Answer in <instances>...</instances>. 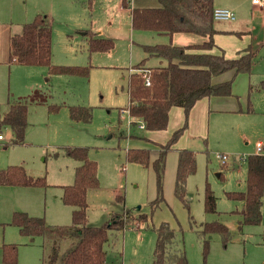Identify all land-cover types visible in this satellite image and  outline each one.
<instances>
[{"label": "rangeland", "instance_id": "1", "mask_svg": "<svg viewBox=\"0 0 264 264\" xmlns=\"http://www.w3.org/2000/svg\"><path fill=\"white\" fill-rule=\"evenodd\" d=\"M212 3L214 8L229 9L236 15L235 22L215 20L214 26L220 31L215 36L220 48L215 51L223 50L228 58H234L240 49L250 45L256 53L252 69L234 78L232 91L238 111L213 114L210 136L189 137L184 143L197 154L196 173L187 181L188 206L176 198L174 190L165 193L164 189L165 201L152 211L151 203L158 197L154 169L129 162L126 157L127 149L137 146L128 138L131 132L145 133L139 123L132 125L135 120L125 110L129 105V69L139 62L143 50L133 44L140 38L131 36L130 17L121 12V0H0V30L6 24V30L19 34L21 24L31 21L37 12L47 14L53 28V64L89 67V75L81 77L50 75L46 67L0 63V110H7L8 97L28 98L36 88L45 93L47 100L29 105L24 143L14 144L11 128L0 127L6 139L0 143V166H23L29 175L45 177L48 184L0 186V262L4 244L18 246V264L43 262L47 252L43 237L22 234L12 223L13 215L26 212L44 218L51 226L71 224L72 208L62 199V186L74 183L79 163L68 155L67 148L87 147L89 157L98 163L99 178V187L87 192L88 223L102 226L112 215H121L129 223L125 230L110 234L105 246L106 264H152L154 228L163 222L176 229L178 246L185 251L189 264H204L205 257L207 264H264V205L261 224L241 229L237 212L242 204L227 197L228 192L246 190L245 159L258 153L257 143H264V5L256 6L252 0ZM133 4L156 6L159 1L131 0ZM88 28L104 30L115 42V51L90 52L87 38L78 35V30ZM139 33L146 32L136 31V36ZM147 35L149 39L153 35L159 44L170 42L166 35ZM191 37H187L188 44L196 42L193 37L203 41L200 36ZM183 42L179 46L187 44ZM152 64L165 66L167 62L158 59ZM137 71L141 75L143 70ZM232 76L233 72H227L215 79ZM249 102L254 109L250 113ZM73 106L90 107L91 121L72 119ZM54 107L59 108L51 110ZM141 140L146 146L143 148L151 149L154 159L157 145L150 141L149 146L145 139ZM220 154L229 157L225 168L218 158ZM207 184L217 197L216 214H207L204 209ZM213 221L226 225L230 237L226 241L218 232L209 235L206 250L205 238L197 229ZM74 244V240H64L61 256Z\"/></svg>", "mask_w": 264, "mask_h": 264}, {"label": "trees", "instance_id": "2", "mask_svg": "<svg viewBox=\"0 0 264 264\" xmlns=\"http://www.w3.org/2000/svg\"><path fill=\"white\" fill-rule=\"evenodd\" d=\"M160 7L134 8L131 0H122V6L130 10L132 26L137 31H150L172 36L177 32H191L205 38L202 43L187 46L167 44L142 45L147 57L134 66L129 76V105L126 108L135 120L132 125L142 121L146 131H163L168 128L170 111L173 107L183 108L186 123L176 130L165 144L155 143L158 156L152 161V151L148 148H129L126 157L129 162L154 169L156 175L157 195L152 204L155 211L164 201V178L167 155L187 129V120L194 105L205 97L233 95V79L215 83L214 79L224 73L233 71L235 77L249 73L252 69L255 54L249 45L234 58L226 57L224 51L213 52L217 47L214 36L217 31L211 25L213 18V0H158ZM90 52L108 53L115 49L111 39L98 38L92 31L87 32ZM150 58L165 60L167 65L147 67ZM9 62L22 66L46 67L50 75H69L87 77L88 66L54 65L52 62V28L44 15L38 14L25 23L19 34L9 39ZM137 70L148 72L150 84ZM251 93V92H250ZM46 96L39 89L28 98L14 99L9 97L8 107L0 115V127H10L14 135V144L24 143L28 127L29 105L46 103ZM247 112H253L249 102ZM59 107L51 108L56 111ZM71 118L76 121L89 122L92 119L90 107L73 106ZM141 138V137H140ZM145 140V137H142ZM141 138V139H142ZM68 155L79 164L75 169L73 184L62 186V199L72 208V222L69 225H48L44 218L30 216L17 211L12 223L22 234L35 238L41 236L46 247V257L41 264H106V244L110 234L127 228L121 215H112L102 226L88 223L87 192L99 187L98 163L89 157L87 147H68ZM246 190L228 192L230 200L241 202L237 212L239 225H259L263 219L264 198V154H252L246 158ZM223 168L226 164H222ZM197 154L190 149L179 150L175 179V196L185 206L187 201V181L196 173ZM222 175V173H221ZM18 185L24 187H45V177H32L20 165H11L0 170V186ZM217 197L207 184L205 189L204 209L207 214H216ZM146 217V216H145ZM147 218V217H146ZM147 221V219L145 220ZM156 245L152 264H189L184 250L177 243V232L169 223L163 222L154 228ZM198 234L205 238V249L208 250L207 237L220 233L226 241L230 237L229 229L219 221L205 222L199 225ZM74 240L75 244L61 256V244L64 240ZM3 259L0 264H18V246L4 244ZM204 264H207L206 257Z\"/></svg>", "mask_w": 264, "mask_h": 264}, {"label": "crops", "instance_id": "3", "mask_svg": "<svg viewBox=\"0 0 264 264\" xmlns=\"http://www.w3.org/2000/svg\"><path fill=\"white\" fill-rule=\"evenodd\" d=\"M90 1L92 2L93 0H90ZM256 6H258V5H256ZM132 7H134V8H156V7H160V3H159V5L157 4L156 6H146V4H143V5L133 4ZM212 7L214 8L213 3H212ZM120 10H121V12L127 13L129 15L130 21H131V27L133 29V26H132V18H131L130 10L129 9H126V8H124L122 6V0H121ZM38 14L44 15L46 17L47 24H49L51 26V28H52V25H51L50 19L48 18V15L47 14H44V13L37 12L35 14V16L38 15ZM211 21H212L211 22V25L217 31V33L220 32L214 26L215 20L214 21L211 20ZM235 21H230V22H235ZM25 23H28V22H25ZM25 23H22L21 26L23 27V25ZM7 26L8 25L5 24L4 25V29L3 30H0V54H1L0 63H5L8 66L18 65V64H15V63L12 64V63L9 62V39H10V37L13 34H18V33H11L9 30H6ZM89 29H91V30H89ZM97 30H99V31H97V32L96 31H92V28L80 29V30H78V35L87 38V32L88 31H92L95 34V37L105 38V39H109L110 38V36H107L104 33V30H102L100 28H97ZM136 31L137 30H134L133 29V32L131 33V36H133L134 39L136 37L137 38L139 37L140 38V40H139L140 42L139 43H136V41H133V44H136L142 50H143L142 45H155V44H159L160 43L159 40H155L154 39L153 35H150V39H149V37H147V36H149L147 34L148 33L151 34L152 32H150V31H138V32H146V33H145V35H141L142 33H139V35L136 36ZM223 31L224 32H228V33H230V32L244 33L243 31H233V30H223ZM217 33L215 34V36L217 35ZM160 35H162V34H160ZM194 35L200 36L203 39V41L205 40L204 37H202L201 35L195 34V33H191V32H177V33H175L172 36V38L169 37V41L172 42L174 45H179L180 41H184L183 43H187L186 42L187 41V37H191V36H194ZM52 36H53V28H52ZM166 36H168V35H166ZM215 36H214V39H215ZM110 39L112 40V38H110ZM190 39L192 41V37ZM193 40H195L196 42H192V43H189V44L188 43L187 44H183L182 46H187V45H192V44H198V43H202L203 42V41L199 42V40L197 39V37H193ZM162 43L164 44V42H162ZM215 43H216V46L217 47L213 50V52H216L215 50L218 49V48H220L218 46L216 40H215ZM246 47H248V45L245 46V47H243L239 51H242ZM114 51H115V49L113 51H111V53L114 52ZM238 52H237V55H238ZM254 54H256V53L254 52ZM146 57H147V55H146L145 51L143 50V56H141L139 62H137L136 64H134L133 66H131V68L129 69V72H130L129 73V76L132 73V71L134 69V66L137 65V64H139L140 62H142ZM157 60H158V58H150L146 62V66L147 67H156L158 64L153 65L152 62L157 61ZM150 63L153 66L149 65ZM20 66H22V65H20ZM27 67H33V66H27ZM231 72H233V71H231ZM234 78H235V73L233 72V76L231 78L214 79V82L215 83H222V82L230 81L232 79L234 81ZM35 90H38V88L34 89V91ZM23 98H26V97H23ZM8 99H9V97H8ZM19 99H21V97H19ZM237 107H238V104L236 102V99H235L234 94L231 95V96H212V97H205V98L199 100L194 105V107L192 108V110L190 111L189 116H188V120H187V130H185L184 135L180 137V141L178 140V143H176L174 145V149L171 152H169L168 155H167L165 178H164V183H165L164 189H165V193L166 192L171 193L172 190L175 189V179H176V171H177L178 158H179V150H181V149H188V148H186L187 146H185V144H184L186 142V140H188L189 137L190 138H192V137H198V138H201L202 139L205 136H210V134H211L210 121L212 119V115L215 114V113L220 114V113L237 112L238 111V108ZM249 107L250 106H248V108ZM4 111L5 110H3V109L0 110V115ZM248 113H250V112H248ZM185 123H186V116H185L184 109L183 108H180V107H173L171 109V111H170V119H169L168 128L166 130H163V133H162V131H152L151 132V131H146L145 129H142V130H145L144 131L145 133H143V134L141 132H140L141 134H138L135 131L134 132L132 131L131 134H130L131 136L129 135L130 137L128 136V138L131 141H133V142L135 141L137 143V146H132L131 148H143V147H146L143 144L144 143L143 140H141L142 137H145L146 139L149 140V141H147V140L145 141V142H148V145L149 146L151 145L150 144V141L152 143L165 144L166 142L165 143H163V142L164 141H168L171 138L170 137L171 134H173L176 131L177 128L179 129L183 125H185ZM173 129H175V130H173ZM0 133L3 134V132L1 130H0ZM5 140L6 139H5V136H4L3 140H0V143L1 142H4ZM8 145L9 144H5V147H7ZM177 145L179 147H177ZM157 149L159 150V147L158 146H157ZM263 151H264V149H263ZM261 154H263V153H261ZM157 156H158V153H157ZM157 156L154 159H152V161L155 160L157 158ZM77 166H78V164L76 165V167ZM76 167H75V169H76ZM150 167H152V166H150ZM1 169H4L3 166H0V170ZM31 176L34 177L33 175H31Z\"/></svg>", "mask_w": 264, "mask_h": 264}, {"label": "built area", "instance_id": "4", "mask_svg": "<svg viewBox=\"0 0 264 264\" xmlns=\"http://www.w3.org/2000/svg\"><path fill=\"white\" fill-rule=\"evenodd\" d=\"M252 2L254 5H258V6L264 5V0H252ZM213 18L216 21H235L236 15L233 11H231L229 9L215 8L213 10ZM141 75L143 76V78L146 79V84L149 85L150 81H149V77H148V72L143 70ZM125 110L128 112L127 109H125ZM138 123H139L140 129H145V125L142 121H138ZM3 138H4V135L0 133V140H3ZM263 149H264L263 143L259 142L257 144V152L259 154H261V153H263ZM218 158L220 159L222 164H226L229 160L228 156L222 155V154L218 155ZM240 160H243V158H241Z\"/></svg>", "mask_w": 264, "mask_h": 264}]
</instances>
